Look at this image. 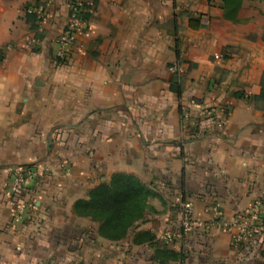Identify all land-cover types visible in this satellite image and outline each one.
Here are the masks:
<instances>
[{
  "label": "crops",
  "instance_id": "0c3cea01",
  "mask_svg": "<svg viewBox=\"0 0 264 264\" xmlns=\"http://www.w3.org/2000/svg\"><path fill=\"white\" fill-rule=\"evenodd\" d=\"M49 1L40 31L27 10ZM86 3L62 60L71 0H0V264H176L161 238L184 202L193 230L167 246L184 264H264V235L210 225L213 206L229 222L264 200V0ZM18 167L38 175L13 196ZM115 174L154 192L116 241L75 209Z\"/></svg>",
  "mask_w": 264,
  "mask_h": 264
},
{
  "label": "built area",
  "instance_id": "2783aa9c",
  "mask_svg": "<svg viewBox=\"0 0 264 264\" xmlns=\"http://www.w3.org/2000/svg\"><path fill=\"white\" fill-rule=\"evenodd\" d=\"M50 1L47 4L35 5L28 8V13L35 18L38 29L42 31L44 26L51 20L52 12L49 7ZM87 12L86 0H71L70 12L63 31L57 37L58 50L56 57L64 59L67 55L68 46L75 44L80 35H82L88 25V19L85 17ZM174 70H179V65L173 66ZM208 118L212 116V111H205ZM222 122L218 123L221 127ZM38 175L34 167H18L14 170L12 181L10 184V193L14 196L27 190L30 183ZM30 202L22 200L17 203L16 209L13 212L14 222H21ZM179 216V231L167 232L161 242L164 245L170 246L174 243L177 236L187 237L191 234L194 227L193 206L191 202H184L180 208ZM221 223L225 229L234 230L232 241L235 245H242L249 242L257 236L264 235V200L257 198L251 202L249 207L242 212H239L233 220L226 222L221 219V211L218 206L212 207V220L210 225ZM180 264V263H178Z\"/></svg>",
  "mask_w": 264,
  "mask_h": 264
},
{
  "label": "trees",
  "instance_id": "16d2710c",
  "mask_svg": "<svg viewBox=\"0 0 264 264\" xmlns=\"http://www.w3.org/2000/svg\"><path fill=\"white\" fill-rule=\"evenodd\" d=\"M85 17L88 18L87 14ZM252 100L264 101V89L260 94L252 96ZM152 196L153 190L133 175L115 174L108 184L94 188L88 199L78 200L75 209L100 223L98 232L101 236L116 241L125 238L144 216L149 208L148 199ZM162 247L164 253L173 258L176 264H184L187 252H174L164 244Z\"/></svg>",
  "mask_w": 264,
  "mask_h": 264
}]
</instances>
